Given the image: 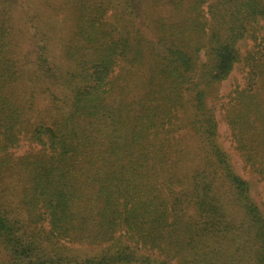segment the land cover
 <instances>
[{"label": "trees", "instance_id": "1", "mask_svg": "<svg viewBox=\"0 0 264 264\" xmlns=\"http://www.w3.org/2000/svg\"><path fill=\"white\" fill-rule=\"evenodd\" d=\"M16 1L0 0V179L22 186L0 202V264H264L263 208L220 141L223 121L264 181V0H118L113 21L69 0L66 64L39 14L9 25ZM24 138L39 147L14 157Z\"/></svg>", "mask_w": 264, "mask_h": 264}, {"label": "rangeland", "instance_id": "2", "mask_svg": "<svg viewBox=\"0 0 264 264\" xmlns=\"http://www.w3.org/2000/svg\"><path fill=\"white\" fill-rule=\"evenodd\" d=\"M103 1V0H101ZM118 0H104L106 5L105 19L108 21L115 20L118 13ZM13 10L10 11L12 18L11 23L14 29L20 32L26 30L28 26V14H39L37 20L41 23L45 30L50 32V49L52 51L55 62L59 64H66L67 58L65 57L64 46L70 40L75 29L74 18L71 17V2L69 0H17ZM35 25V23H33ZM262 32L264 34V22L262 23ZM252 41L247 44L243 43V48L251 47ZM23 42L21 41V44ZM244 71L242 64H238L230 76L223 81L221 85V94L226 95L234 86L236 82H243ZM47 103L48 100L46 99ZM39 100L38 106L44 107L46 103ZM220 141L223 146L232 156V160L237 170L250 182L251 195L256 202L260 203L264 212V181L260 180L257 175L251 174L242 169L240 158L237 155L233 144L229 137V131L223 121L220 123ZM39 145L32 143L31 140L24 138L19 147L11 149L14 157L22 155L27 150L37 148ZM22 182L16 178L14 174H5L4 179H0V202L8 207L17 208L19 206V192L21 190ZM77 251H83L85 246L72 243L69 244ZM0 250L2 247L0 246ZM0 251V260L3 258Z\"/></svg>", "mask_w": 264, "mask_h": 264}]
</instances>
